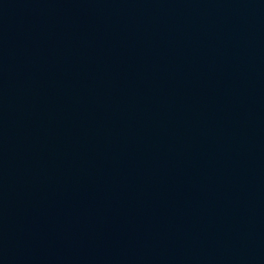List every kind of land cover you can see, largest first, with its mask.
<instances>
[{"label":"water","instance_id":"1","mask_svg":"<svg viewBox=\"0 0 264 264\" xmlns=\"http://www.w3.org/2000/svg\"><path fill=\"white\" fill-rule=\"evenodd\" d=\"M0 264H264V0H0Z\"/></svg>","mask_w":264,"mask_h":264}]
</instances>
